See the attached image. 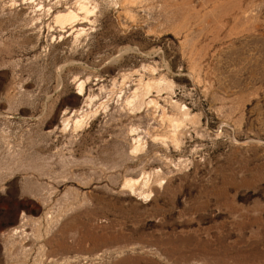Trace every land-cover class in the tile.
Segmentation results:
<instances>
[{
    "label": "rangeland",
    "instance_id": "obj_1",
    "mask_svg": "<svg viewBox=\"0 0 264 264\" xmlns=\"http://www.w3.org/2000/svg\"><path fill=\"white\" fill-rule=\"evenodd\" d=\"M77 1L0 0V264H264V0Z\"/></svg>",
    "mask_w": 264,
    "mask_h": 264
},
{
    "label": "bare ground",
    "instance_id": "obj_2",
    "mask_svg": "<svg viewBox=\"0 0 264 264\" xmlns=\"http://www.w3.org/2000/svg\"><path fill=\"white\" fill-rule=\"evenodd\" d=\"M129 2H133V1H135V0H128ZM88 3H87V1L86 0H79V1H77V5H78V9L80 10V11H83L84 13H86V15L87 14H89L91 11H90V9H89V7H88V5H87ZM77 17V14L76 13H74L72 10H66V11H63V12H59L56 16H55V20H56V23H58V24H60V25H71L72 23H77V25L78 24H81L82 22H76V18ZM84 31V30H83ZM79 33H80V31H79ZM83 83L84 82H81V81H79L78 82V87H79V90H81V88H82V90H83ZM148 84V83H147ZM156 85V84H155ZM153 84H148V91H147V94H148V92H149V90L150 89H152L153 88ZM157 87L158 86H160V83H158L157 85H156ZM81 94V93H80ZM150 102H154L155 103V101H154V99H153V101L152 100H150ZM175 105H177L178 106V104H176L175 103ZM187 112V111H186ZM165 114V113H164ZM182 114H183V112H182ZM184 114H185V111H184ZM186 115H188V114H186ZM185 118H187L186 116H185ZM80 120V119H79ZM82 120V119H81ZM186 120V119H185ZM76 121H78V120H76ZM171 121V120H170ZM79 122V121H78ZM82 122V121H81ZM80 122V123H81ZM171 122H173V120L171 121ZM175 122V121H174ZM82 124V123H81ZM80 124V125H81ZM175 124H176V122H175ZM79 125V123H78V127L80 126ZM75 126H76V122H75ZM179 126V124L177 125V128H179L178 127ZM174 127H175V125H174ZM173 127V128H174ZM176 128V127H175ZM175 130H177L178 131V129H175ZM137 139H140V138H137ZM136 139V140H137ZM135 140V139H134ZM174 141H176V140H174ZM173 141V142H174ZM138 142V141H137ZM137 142H136V144L135 145H137ZM175 143V142H174ZM140 145V144H139ZM141 146V145H140ZM140 148V147H139ZM137 150V148L134 146V150ZM143 178V177H142ZM147 178V177H146ZM139 179V178H138ZM131 180H133V179H131ZM134 180H136V179H134ZM143 180V179H142ZM145 180V179H144ZM130 181V180H129ZM140 181V180H139ZM145 181H147V180H145ZM134 183H135V181H134ZM137 183V182H136ZM130 184V183H129ZM128 184V185H129ZM145 184V183H144ZM133 185L134 184H130L129 185V189H130V187L132 188L133 187ZM136 185V184H135ZM142 195H143V193H142ZM145 195V194H144ZM147 195H148V193H147ZM149 196V195H148ZM147 197V196H146Z\"/></svg>",
    "mask_w": 264,
    "mask_h": 264
}]
</instances>
